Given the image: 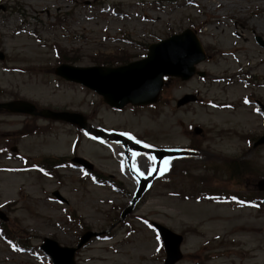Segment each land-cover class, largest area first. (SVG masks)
Returning <instances> with one entry per match:
<instances>
[{
    "label": "rangeland",
    "instance_id": "1",
    "mask_svg": "<svg viewBox=\"0 0 264 264\" xmlns=\"http://www.w3.org/2000/svg\"><path fill=\"white\" fill-rule=\"evenodd\" d=\"M0 4L7 6L0 7V99L77 112L87 126L0 116V264H51L38 248L45 237L75 247L88 231L98 236L75 251V264H162L164 248L152 221L183 236L175 264H264V204L258 209L205 197L239 193L264 202L258 184L264 144L253 145L264 123L245 102L264 104V49L254 39L264 38V0ZM187 28L207 53L196 65L204 76L167 80L152 106L114 111L95 92L53 72L59 63L139 59L148 44ZM188 93L197 100L177 106ZM100 129L126 132L142 148L127 154L120 140L113 148L100 139ZM164 148L178 155L152 154ZM77 157L92 169L73 165ZM111 177L119 188L109 185ZM142 179L149 183L145 190L137 184ZM14 242L26 253L11 252L7 246Z\"/></svg>",
    "mask_w": 264,
    "mask_h": 264
},
{
    "label": "water",
    "instance_id": "2",
    "mask_svg": "<svg viewBox=\"0 0 264 264\" xmlns=\"http://www.w3.org/2000/svg\"><path fill=\"white\" fill-rule=\"evenodd\" d=\"M201 59H203V51L197 38L190 30H185L167 40L150 44L143 59L116 67H81L62 64L55 68V74L94 90L103 97L106 103L120 108L126 103L143 105L155 102L164 76L175 75L187 79L194 74V64ZM190 99L193 98L185 96L177 102V105ZM0 107H5L10 111L62 119L81 127L85 125V120L80 114L54 112L48 109L36 112L32 103L23 100L2 103ZM259 142H264V136ZM160 231L165 240L166 259L164 264H174L181 257L179 251L181 236L163 227H160ZM92 235L93 233H86L78 246ZM46 242L45 249L52 256L55 264H74V248L61 247L57 242L51 240Z\"/></svg>",
    "mask_w": 264,
    "mask_h": 264
},
{
    "label": "snow or ice",
    "instance_id": "3",
    "mask_svg": "<svg viewBox=\"0 0 264 264\" xmlns=\"http://www.w3.org/2000/svg\"><path fill=\"white\" fill-rule=\"evenodd\" d=\"M139 142V141H137ZM164 170L166 171L167 170V162L165 161V164H164Z\"/></svg>",
    "mask_w": 264,
    "mask_h": 264
},
{
    "label": "bare ground",
    "instance_id": "4",
    "mask_svg": "<svg viewBox=\"0 0 264 264\" xmlns=\"http://www.w3.org/2000/svg\"><path fill=\"white\" fill-rule=\"evenodd\" d=\"M104 138H106V137H104Z\"/></svg>",
    "mask_w": 264,
    "mask_h": 264
}]
</instances>
